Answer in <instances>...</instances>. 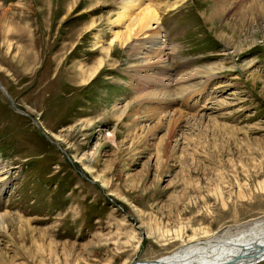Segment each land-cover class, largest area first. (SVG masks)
Here are the masks:
<instances>
[{"label":"rangeland","instance_id":"1","mask_svg":"<svg viewBox=\"0 0 264 264\" xmlns=\"http://www.w3.org/2000/svg\"><path fill=\"white\" fill-rule=\"evenodd\" d=\"M122 1L0 0V264L146 262L264 214V20L249 27L245 0ZM147 4L149 64L168 68L128 65L132 40L116 42L72 82Z\"/></svg>","mask_w":264,"mask_h":264},{"label":"bare ground","instance_id":"2","mask_svg":"<svg viewBox=\"0 0 264 264\" xmlns=\"http://www.w3.org/2000/svg\"><path fill=\"white\" fill-rule=\"evenodd\" d=\"M140 1L142 2V0ZM238 1L241 4L243 0H238ZM245 1H250L246 10V14L249 13L250 15L248 17L249 27H251V24L253 25L254 21L258 17H262L261 20H264V0H245ZM122 3H123L122 4L123 7L125 8L126 0H123ZM214 5H216L215 1H214ZM217 5L219 6V4ZM151 7H152L151 5L147 4V6L143 8L144 10L143 15L140 18L138 25H135V31L139 30L141 32V35L143 34V37L141 39H138L137 35H134L135 31L131 33L132 29L129 28V26L127 30L125 29L119 32L118 31L115 32L114 37L113 39H111L109 44L107 45L102 44L100 46L98 45L99 48L97 49L98 50L97 52L103 53L104 57L99 58L97 60V64L93 66L91 70L86 69V67L82 65V62H74L68 69H66L70 72L69 73L67 71L70 74L69 76L70 79H72L71 81L77 83V85L79 84L78 87H82L85 83L94 79V77H96L98 73L101 71L103 66L110 63H114V59L112 57V51L115 48L114 46L117 45L115 43L118 42V44L126 45V42L130 40L132 41L129 43L128 47L130 49H133V52H130L129 57L133 58L134 60H132L131 62L126 61L128 65L137 64L139 67L142 66L146 68L152 67L154 70L157 71L160 70L161 65L168 68L167 67L168 65L164 63L158 64L155 62L149 64L150 63L149 60L154 57H157L156 60L157 62H160L158 61V59H161V61H163L162 60L163 58L161 57L160 54V50H157L158 47L156 48L157 43L162 44V42L159 39L160 37H162L160 32L161 30H159L158 27L156 29V26H153L154 25L153 23H156L159 20L158 13L157 11H155L156 9H152ZM227 9L228 8L222 9L220 7L219 11L217 12H219L220 15L224 16L226 14L225 12H227ZM258 9H262L260 11L261 12L260 16L255 15V11ZM38 11H40V9H38ZM241 14L243 16L244 12L242 11ZM125 18H126L125 13L120 12V14L117 17V20H125ZM209 18H212V16H210ZM1 19L6 20V15L0 13V22H2ZM254 24H256V29L252 30L249 45L255 42L256 38H258L260 35L261 36L264 35V28L261 27L258 22H255ZM240 25L244 26V17L241 18ZM230 32L231 34H234L235 27H231ZM222 36L224 38L227 37V35H222ZM245 37L247 38L249 37V35H245ZM72 40L73 38L67 39L68 42L64 43V48L70 45ZM231 40L232 37H229L227 39V44H230ZM230 47L237 52L240 49H242V42L239 44H232L230 45ZM141 49L142 50L150 49L149 51H152V54L151 55L146 54L147 51L145 52V54L143 52H139ZM28 53L26 50H22L21 56L26 58L28 56ZM166 68L162 67L161 70ZM207 71L208 70H206L205 73ZM74 72H76L77 77L75 76ZM153 73H156V71L155 72L153 71ZM155 93L157 92H148V93L144 92V94H139L138 97L129 100L127 105L125 102L122 106L119 107L116 106V108L114 109L117 110V116L119 117V119L122 118V116L126 113V110L129 108V104L131 103V101H134L140 98L141 96L153 97L154 95H156ZM23 235H24V231L22 229L20 231V237H22ZM28 237L31 239L32 243H35L33 238H31L30 236ZM261 259H264V214L261 216L259 215L256 218H251L249 220H245L239 223L230 224L226 227H223L222 229L219 228L218 231H215L212 234L204 237V239H198L184 243L183 245L179 246L177 249L171 251V253H168L157 259H154L155 262H152V260H150L146 262L145 261L136 262L133 264H221V263L255 264L257 261L259 260L261 261Z\"/></svg>","mask_w":264,"mask_h":264},{"label":"water","instance_id":"3","mask_svg":"<svg viewBox=\"0 0 264 264\" xmlns=\"http://www.w3.org/2000/svg\"><path fill=\"white\" fill-rule=\"evenodd\" d=\"M132 262V261H131ZM152 262H155V260H152ZM221 264H224V263H221Z\"/></svg>","mask_w":264,"mask_h":264}]
</instances>
